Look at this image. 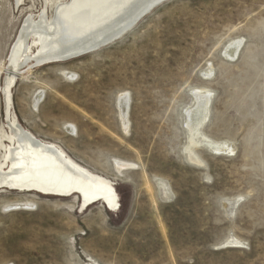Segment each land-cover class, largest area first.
Segmentation results:
<instances>
[{"label": "rangeland", "instance_id": "374dc122", "mask_svg": "<svg viewBox=\"0 0 264 264\" xmlns=\"http://www.w3.org/2000/svg\"><path fill=\"white\" fill-rule=\"evenodd\" d=\"M47 1L50 18L67 0ZM43 6L0 0V85L23 19ZM232 39L233 61L221 52ZM22 68L19 122L107 179L119 206L0 189V264H264V0H166L94 51ZM195 89L209 96L208 142L195 135L189 152ZM118 93L129 96L127 131ZM2 111L0 95V162Z\"/></svg>", "mask_w": 264, "mask_h": 264}, {"label": "bare ground", "instance_id": "6f19581e", "mask_svg": "<svg viewBox=\"0 0 264 264\" xmlns=\"http://www.w3.org/2000/svg\"><path fill=\"white\" fill-rule=\"evenodd\" d=\"M42 1L44 6L37 15L29 14L23 19L9 49L5 78L0 85L4 127L9 135V144L0 162V189L11 188L57 196L76 194L80 199L81 210L99 201L109 209L116 210L119 206L118 195L107 179L74 162L58 146L43 142L24 128L14 113L12 89L17 81V72L23 65L31 69L34 65L66 62L94 51L121 37L134 27L151 7L153 9L166 0H67L54 7L50 18L48 1ZM14 2L18 5L22 0ZM241 43L240 39H232L225 44L221 52L223 51L227 58L235 59ZM64 74L72 77L70 73ZM205 92L206 94L201 89L192 90L197 103L186 110L191 119L189 128H186L189 130L186 146L189 152L190 145H194L196 141L195 135L208 142L199 130L207 120L208 114L209 96L207 91ZM41 98V94L35 96L34 108ZM115 99L122 128L127 131L129 96L127 93H120ZM65 128L74 132L72 125ZM213 149L219 151L224 149V146L215 145ZM116 164L119 169L129 165L117 162ZM29 203H15L10 207L20 208L29 206ZM229 243L236 246L240 241L234 239Z\"/></svg>", "mask_w": 264, "mask_h": 264}, {"label": "water", "instance_id": "95a60500", "mask_svg": "<svg viewBox=\"0 0 264 264\" xmlns=\"http://www.w3.org/2000/svg\"><path fill=\"white\" fill-rule=\"evenodd\" d=\"M151 9H152V7H151Z\"/></svg>", "mask_w": 264, "mask_h": 264}]
</instances>
